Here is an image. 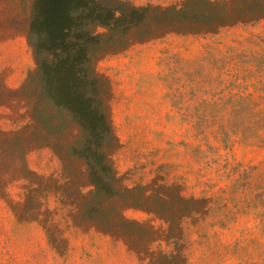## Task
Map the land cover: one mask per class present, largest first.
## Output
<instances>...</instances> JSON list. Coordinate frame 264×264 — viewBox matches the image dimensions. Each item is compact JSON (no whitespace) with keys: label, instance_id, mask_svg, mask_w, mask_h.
<instances>
[{"label":"rangeland","instance_id":"rangeland-1","mask_svg":"<svg viewBox=\"0 0 264 264\" xmlns=\"http://www.w3.org/2000/svg\"><path fill=\"white\" fill-rule=\"evenodd\" d=\"M0 264H264V0H0Z\"/></svg>","mask_w":264,"mask_h":264}]
</instances>
